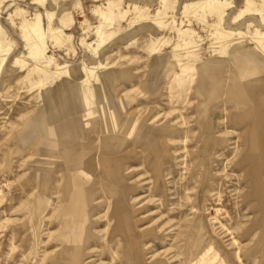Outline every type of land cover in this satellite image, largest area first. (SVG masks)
<instances>
[{
  "label": "rangeland",
  "instance_id": "obj_1",
  "mask_svg": "<svg viewBox=\"0 0 264 264\" xmlns=\"http://www.w3.org/2000/svg\"><path fill=\"white\" fill-rule=\"evenodd\" d=\"M213 1L0 0V264H264V0Z\"/></svg>",
  "mask_w": 264,
  "mask_h": 264
},
{
  "label": "bare ground",
  "instance_id": "obj_2",
  "mask_svg": "<svg viewBox=\"0 0 264 264\" xmlns=\"http://www.w3.org/2000/svg\"><path fill=\"white\" fill-rule=\"evenodd\" d=\"M216 3H217L216 0H214L212 2V7H211L212 11H214V13L216 12L215 14L217 15V18H218V21H219V23L216 26H213L215 31L217 32V34L219 36L216 44H222V45L228 47L230 45H233V44L230 43V40L232 39V34H231V32L229 30H225V29L220 27V24H221L220 22L222 21V16L218 12V10L215 8V4ZM103 17L106 18V16H104V15H103ZM33 20H34V24H29L27 22H24V24L22 25L21 28L24 31L25 40L29 44H31L30 45V47H31V56L35 58L38 54L40 56L42 55L41 53H39V49L42 47L41 46L42 38L39 35V32H40V17L38 15H36L33 18ZM262 20H264V19L262 18ZM48 21L51 24L52 16H49ZM55 35H56L55 32H52L53 39L55 40V42L57 44H59L60 40L57 37H55ZM256 41H257V47L259 49H263L264 48V34H261V33H259V31H257ZM37 42H39V46L37 45ZM195 48H196V45L194 43L185 44V47H184V51L188 54V56L193 57V62H195V58H196V55L194 54ZM92 51H93L92 53H96L95 50H92ZM5 53H6V50L0 51V60H2V58H4ZM187 65H191V63H189ZM59 70L62 71V69L58 68V72H60ZM193 70L198 72V74H197L198 88H201L203 90V92L207 94V97L210 96V94L213 91L212 87L214 86L215 81H217L218 79H221V78L217 77V79H215V81H214L213 77H212V74L210 75L208 73L209 70L206 71L201 66L198 67V68H193ZM82 71L87 76L86 81L87 80L89 81L90 78H94L95 77V76H93L94 73L91 71V68L86 67V65H84V64H82ZM220 82H221V80H220ZM198 93H199V91H198ZM206 104L207 103H205V101H204L200 105L201 106L202 105L206 106ZM205 109H207V108H205ZM203 110H204V108H203ZM35 123L38 124V121L35 120ZM37 132H39V130H37Z\"/></svg>",
  "mask_w": 264,
  "mask_h": 264
},
{
  "label": "crops",
  "instance_id": "obj_3",
  "mask_svg": "<svg viewBox=\"0 0 264 264\" xmlns=\"http://www.w3.org/2000/svg\"><path fill=\"white\" fill-rule=\"evenodd\" d=\"M103 77H104V76H102L101 78H103ZM109 82H110V81H107V84H109ZM41 170H43V171H41ZM38 171H40V172L38 173L39 175H40V174H41V175L44 174V175H47V176L49 175V179L52 180V178H53V180H54V175H52V174H50V173L47 174L46 171H44L43 168H38ZM41 177H42V176H41Z\"/></svg>",
  "mask_w": 264,
  "mask_h": 264
}]
</instances>
